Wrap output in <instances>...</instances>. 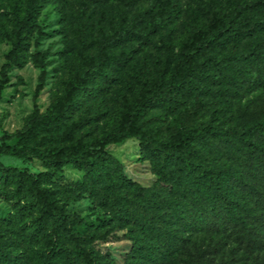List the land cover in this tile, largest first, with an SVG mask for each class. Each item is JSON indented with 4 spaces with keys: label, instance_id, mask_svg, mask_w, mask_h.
Masks as SVG:
<instances>
[{
    "label": "trees",
    "instance_id": "obj_1",
    "mask_svg": "<svg viewBox=\"0 0 264 264\" xmlns=\"http://www.w3.org/2000/svg\"><path fill=\"white\" fill-rule=\"evenodd\" d=\"M43 5L12 6L0 97L7 73L30 58L43 87L44 60L29 54ZM200 11V27L176 46L164 41L163 72L138 74V88L126 82L118 120L92 138L77 136L89 120H75L83 101L108 96L136 52L118 50L151 43L176 17V0H148L102 33L94 54L78 23L74 78L45 113L34 106L21 131L0 136V198L15 211L0 217V264H101L92 247L100 236L79 231L83 220L52 184L65 167L81 173L80 188L127 231L126 264H264V0H211ZM129 140L156 178L150 187L128 178L107 149ZM3 157L47 170L4 165Z\"/></svg>",
    "mask_w": 264,
    "mask_h": 264
},
{
    "label": "rangeland",
    "instance_id": "obj_2",
    "mask_svg": "<svg viewBox=\"0 0 264 264\" xmlns=\"http://www.w3.org/2000/svg\"><path fill=\"white\" fill-rule=\"evenodd\" d=\"M22 1L24 0H0V72L5 64V55L10 49L5 32L8 33L11 28V9L16 2ZM131 1L132 6L127 9L122 0H44L37 22L39 33L33 36L29 52L32 54L38 51L44 60L46 66L44 84L38 92L40 70L31 58L24 67L12 68L7 73L8 83L3 87L0 97V136L21 131L34 106L38 107L40 113H45L52 106L56 96L61 95L74 78L78 71V23L82 25L85 36L91 43L90 52L94 54L95 42L99 36L102 33H110L122 18L131 17L142 11L148 0ZM210 1L176 0V17L169 22L166 29L154 36L151 43L131 41L118 50L119 52L123 48H130L136 52L105 99L83 101L75 120L82 117L89 120L77 134L78 137L85 132L91 133L89 138L99 136L103 130L113 126L124 104L123 96L128 95L125 83H132L134 88H138L136 79L138 74L154 73L156 68L163 72L166 68L164 41L170 40L176 46L200 27L205 22L200 9L208 7ZM85 2L88 3V8L84 13L82 4ZM254 97L250 96L249 99ZM259 102H264V91ZM107 149L123 164L128 178L143 187L154 184L156 178L151 172L150 165L141 158L136 141L129 140L119 145H111ZM1 162L4 165L27 168L32 173L47 170L39 161L23 162L3 157ZM81 176V173L73 168L65 167L58 172L52 184L61 191L69 212L83 220V227L79 231L95 232L100 236V240L92 245L98 261L101 264H126L132 244V241L126 238L127 231L117 228L109 211L101 208L92 195L80 188ZM14 213L12 203L0 198V217L13 216ZM194 240L201 245L214 241L208 237L200 239L194 237ZM183 262L184 260L180 258L174 264Z\"/></svg>",
    "mask_w": 264,
    "mask_h": 264
}]
</instances>
